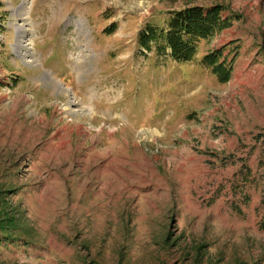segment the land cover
Returning a JSON list of instances; mask_svg holds the SVG:
<instances>
[{"label":"rangeland","instance_id":"rangeland-1","mask_svg":"<svg viewBox=\"0 0 264 264\" xmlns=\"http://www.w3.org/2000/svg\"><path fill=\"white\" fill-rule=\"evenodd\" d=\"M186 10L190 61L140 45ZM7 218L0 264H264V0H0Z\"/></svg>","mask_w":264,"mask_h":264},{"label":"trees","instance_id":"trees-1","mask_svg":"<svg viewBox=\"0 0 264 264\" xmlns=\"http://www.w3.org/2000/svg\"><path fill=\"white\" fill-rule=\"evenodd\" d=\"M193 11V10H192ZM191 10L179 12L173 17L168 28L165 31H157L155 27H149L140 34L139 43L141 46L149 49V44H162L164 49H169V56L176 62H187L193 57L197 41L199 39L212 36V31L216 29L219 21L217 18H208L207 15L194 14ZM213 58L215 54L212 55ZM211 56H205L203 63L206 67L211 68V72L220 82H225L230 78V69L225 68L223 64L214 61L208 63ZM8 219L10 223H8ZM22 225L19 220L13 218L5 219V223L0 221V241H9L12 239L14 231L21 230ZM26 233V232H25Z\"/></svg>","mask_w":264,"mask_h":264},{"label":"bare ground","instance_id":"bare-ground-1","mask_svg":"<svg viewBox=\"0 0 264 264\" xmlns=\"http://www.w3.org/2000/svg\"><path fill=\"white\" fill-rule=\"evenodd\" d=\"M22 42H23V41H22ZM22 42H21V43H22ZM23 43H24V42H23ZM29 44H30V43H29ZM25 45L27 46V45H28V43H27V42H25ZM30 46H31V44H30ZM27 49L30 51V49H31V48L29 47V48H27ZM31 62H32V61H31Z\"/></svg>","mask_w":264,"mask_h":264}]
</instances>
